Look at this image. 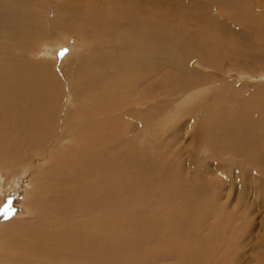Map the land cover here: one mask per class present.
<instances>
[{
    "label": "rangeland",
    "instance_id": "1",
    "mask_svg": "<svg viewBox=\"0 0 264 264\" xmlns=\"http://www.w3.org/2000/svg\"><path fill=\"white\" fill-rule=\"evenodd\" d=\"M114 2L122 7L127 3L139 5L138 0ZM142 2L149 14L146 25L150 28H158L162 21L152 18L154 9L168 12L174 8L175 15L183 16L182 20L178 17V22L170 18H167L169 22L164 21L166 27H175L174 31L168 28L164 33V38L172 41L168 43L169 52L164 43L168 60L162 58L165 56L162 52L154 53L153 50L152 54H146L151 57L150 64L144 69L139 66L145 72L141 78L146 80L135 84V92H139L137 96L148 94L150 102L142 98L139 103H131L129 98L136 93L128 92L129 67L123 60L126 58L122 55L124 46L115 50L109 45L97 47L93 36L98 30L93 25L87 32L81 26V38L65 36L61 40V36L55 37L52 33L49 38L54 39L53 42L39 46L44 56L41 54L38 58L58 59V67L64 74L66 69L76 71L75 57L82 54L83 58L84 76L77 87L84 91L86 121L76 126L74 135L63 138L61 144L64 146L60 144V148L64 149L59 154L70 163L66 167L60 163L61 169L57 165L54 170L63 181L67 179L63 187L69 192L64 200L76 190V220L72 216V219L62 216L61 221L67 219L78 224L76 231L81 234L85 223L92 219L94 264H189L182 259L186 255H205L204 264H257L264 254V178L259 177L262 169L259 159L251 153L257 140L254 137L256 129L239 125L238 119L245 109L252 110V103L263 110L259 115L262 123L264 121V0H229L219 11L213 8L218 9L220 4L212 5L209 1L204 2L206 5L190 0ZM203 5L208 8L212 5L210 10L213 11L205 12ZM96 6L100 8V4ZM108 13L115 18L117 12L113 8ZM210 13L217 15L222 30L208 31L204 48L212 44L224 49L218 47L214 53L199 54L203 58L191 56L186 62L183 60L186 52L180 48L179 41L191 38L193 45L189 49H197V42L204 33L200 31L198 35L192 27L188 30L185 26H196V15L209 17ZM229 19L232 24L227 21ZM202 20L211 19L203 17ZM108 30L105 26L100 33ZM125 36L99 37L102 42L115 46L116 38L124 44L121 38ZM176 39L178 46L174 44ZM250 44H254V49L247 47H251ZM43 50L50 53L47 51V55ZM209 55L213 60L205 61ZM110 57H121V72L112 69ZM92 62L96 66L91 65ZM105 64L110 68L98 67ZM64 74L58 77L62 80ZM116 74L124 85L113 79ZM109 77L112 80L108 83ZM70 83L68 80L67 84ZM124 99L130 101V108L126 116L125 111L119 114L121 131L107 133L105 124L113 120V114L101 111L107 106L121 107ZM150 108L152 112L147 111ZM91 112L100 116L90 118L87 114ZM256 114L253 109L252 116ZM239 135L244 140L237 141ZM235 142L238 145L232 146ZM262 147L264 151V142ZM33 165L37 166L36 162ZM0 166V224L30 219L27 200L32 183H40L46 192L59 184L46 179L51 176L52 165L45 167L42 178L38 174L31 175L28 165L19 160L2 158ZM63 192L56 197L62 199ZM49 197L52 199V195ZM55 200H50L49 204H54ZM100 217L105 222L98 223ZM170 219L176 225H169ZM99 232L109 236L117 234L128 242V248L121 244L115 249L112 239L105 247L97 240ZM167 243L172 247L168 254L163 251ZM208 245L215 248L214 251L201 253L200 250ZM81 246L76 239V263L72 264L90 258ZM187 248L193 251L185 253ZM124 257L126 261L122 260Z\"/></svg>",
    "mask_w": 264,
    "mask_h": 264
},
{
    "label": "bare ground",
    "instance_id": "2",
    "mask_svg": "<svg viewBox=\"0 0 264 264\" xmlns=\"http://www.w3.org/2000/svg\"><path fill=\"white\" fill-rule=\"evenodd\" d=\"M88 1L90 2L85 3L83 0H0V159L11 158L12 160H19L22 162V164L26 163L30 169V172H32L31 175L38 174L40 178H42L45 167L47 165H52L54 166L52 169L53 172L50 170L51 176H48L46 179H51L50 181L52 183H55L56 181L59 182V184L54 187L51 185L53 188H49L47 192L43 191V186H40V183H32V189L28 193L27 200L30 211V219L23 221L9 220L0 224V264L76 263V239H78L82 245L81 250L88 253L90 257L87 261L79 264H94L92 219L90 218L85 223V229L81 234L77 233L76 231V226L78 224L75 225V223H72L73 221H68L67 219L63 220V222L61 221L64 219L61 218L62 216L70 219L74 217L76 220V190H74L71 195L68 194V200H64L67 193L69 192V190L65 191V188L63 187V184H65L67 179L63 181L62 177H60L61 175H57L58 173L55 174L54 171L55 166L57 167L58 165L60 168V163H62L65 167L70 163V161H68V163L67 161H64V158L59 154L60 150L64 149L60 148L63 138L74 135L76 126H79L86 121L85 97L83 96L84 91L83 89L77 87V85L81 82V77L84 76L82 54L77 59L75 57L76 65L74 66L76 71L68 72L66 69L64 74V72H62L64 70L58 67V59L52 60L50 56H48L49 59L47 57V59L38 58V55L43 54L39 46H43L46 44V42L47 44L52 43L54 39L51 40L49 38L51 36L50 34L52 33L54 36H61V40L62 37L65 36H70V39L76 36L81 38V26L87 32L90 25H93L94 28L98 30V32L93 36L94 39H96L97 47L102 45L101 47L106 48L109 45L115 50L124 46L122 55L126 58H123V60L129 67L127 68L130 86L128 87V92H133V94L136 93L135 97L129 98L131 99V103H139V101H142V98L144 102L147 100H149L147 102H150L151 98L148 94L144 93V95L141 94V96H137L139 92H135V84L143 79L141 76L145 74V72L141 70L140 67L144 69L146 65L150 64L151 57L148 58L146 54H152L153 50L154 53L158 52L161 54L162 52L165 55L164 43L167 45L168 52L171 51L170 47L168 46L170 39L167 40L164 38V33H167V29L169 28L166 27L167 23L165 22H169L167 18L173 20L175 19V21L178 22V17L181 20L183 17L180 14H178V16L175 15L177 10L174 8L168 12L162 11L161 8H158V10L154 9V11L151 12L154 15H151L152 18L162 21L161 25L157 24L158 28L153 29L148 27V24L146 25L149 14L142 7L143 0H138L139 5H130L127 3L125 7H122L123 5L120 6L116 4L114 0ZM130 1L133 2L136 0ZM153 1L156 2V0ZM190 1L203 3L204 5H206L205 3L208 1L209 3L212 2V5H216L218 3V5L220 4L219 8L217 9L216 6L213 8L218 11L223 5L229 4V0H205L207 1H204L205 3L200 0ZM232 1L230 0V2ZM96 3L100 4V8L96 6ZM204 5L203 10L205 12L213 11L210 10L212 5L210 8L204 7ZM110 6L114 8L115 12H117L114 15L115 18H112V14L108 13V10H113V8ZM107 8L108 10H105ZM102 15H105L104 18L101 17ZM203 17L209 18L211 20L204 21L202 20ZM216 17L217 15L214 13L213 15L210 13L209 17L198 14L196 17H194L196 20L195 23L198 21L196 26H185L188 30L192 27V29L196 30L198 35L199 32L202 31L204 35L202 36L203 38L197 42L195 47L197 49H189L190 45L192 44L191 38L190 40L183 38L179 41L178 44L180 48L186 52V55L184 54L186 57L183 60H186L187 62V59H189L191 56H198L200 58L204 56L203 52L207 55L209 54L208 51L214 53L215 50H218V47L221 48V50L224 49V47H220L218 45L214 47L212 44L209 47H213L211 50L206 48V46L204 48V45H206L205 38L209 37L208 31L222 30V25L219 24L221 21L218 23L219 20ZM230 20L232 19L227 21L231 23L232 21ZM239 22H241V20ZM105 26L106 28H109L107 33H100V29L104 28ZM177 28L179 27L177 26ZM174 29L175 27L172 25L171 28H169V30L172 31H174ZM152 34H154V36ZM101 35L106 39L109 36H126L121 38L124 40V44H122L117 37L114 46L111 42H108V44H106L107 41L102 42V37H99ZM155 38L158 41L155 40ZM174 44L178 46L177 39L175 40ZM247 47H249V49H254V44L253 46L251 45V47L247 45ZM44 49H46V47ZM45 51L47 55L50 53L48 50ZM201 53L202 56L199 55ZM180 54L181 53H179L178 58L181 57ZM162 58H164L166 61L168 60L166 55L162 56ZM110 59L113 62L112 69L121 72V69H119L122 66L121 57H110ZM207 59L212 61V55L205 57V61H208ZM181 64L182 63H180V65ZM91 65H95V63L92 62ZM98 67L100 69H108L109 65L105 64L102 67ZM56 69L58 70L54 72ZM61 74H64L65 76L62 80L58 77ZM119 77L120 75L116 74V77L113 79H117L119 82ZM66 79L71 83L67 84ZM108 79L109 83L112 80V77H109ZM143 80L145 81L146 79ZM120 84L124 85V82ZM66 85H68V87H65ZM137 97L140 99H136ZM249 100L250 99H248V101ZM122 102L124 104H122L121 107H117L116 105L109 107L107 106L101 111L102 114H113V120L105 124L107 133H114L117 131L116 129L121 131V125L118 124V121L122 118L119 116V114L125 111L124 116H126V111L128 108H130L128 104L129 102H127L126 99H124ZM250 107H252V110L249 109L251 111H247V109H245V113H241L239 116L240 119L238 120L240 122L239 125L247 128L250 127L251 129L254 127L256 129L254 137H256L257 140L256 143H252L253 147L251 153L253 156H256L257 159H259L262 168L259 177L264 178V151L262 147L264 142V121L262 123V118L259 115V113L263 112V110L261 109L260 111V107H254L252 103L250 104ZM151 109L152 108L147 111H150ZM253 109L258 114L252 116ZM133 115H135V113ZM87 116L90 118H97L100 115L91 112L90 114H87ZM260 129L263 130L260 131ZM118 134L122 133L119 132ZM240 136L241 135L238 136L237 141L244 140ZM252 139L251 141H253ZM61 145L64 146V144ZM235 145H238V143L235 142V144H232V146ZM66 149H69V147ZM136 154L138 155V153ZM35 162L37 166L33 165ZM0 169L2 170L1 166ZM60 191H64L62 196H60L62 199L56 197ZM49 195H52V199H50V197L48 199ZM71 196L73 197L72 199L70 198ZM54 198L56 199L54 204H49V201L53 200ZM85 200H88L87 197ZM37 203L39 206H36ZM78 207H80V205ZM100 210L103 211V209ZM79 211L81 212L82 210ZM100 218L101 220L98 219V223L99 221L102 223L105 222L102 221V217ZM94 222L95 221H93V224ZM168 223L171 225L174 222L172 219H170L168 220ZM171 227L173 228L175 226L172 225ZM77 230H79V228ZM96 236L98 237V242L103 244L108 243V241L112 239L115 249H118L119 245L121 244L128 248V242L123 240L122 237L117 236V234L109 236L107 233L106 235H103V233L99 232V234ZM171 240H169V242ZM107 246L109 245L105 244V247ZM217 246L215 245L214 247ZM102 247H104V245ZM214 249L215 248H212L208 245L202 248L200 252L211 254L210 251H214ZM170 250H172V247L169 243H167L166 248L163 251L164 253L168 254L170 253ZM192 251L193 249L187 248L185 253H191ZM215 254L218 253L215 252ZM205 258V255L198 257L186 255L182 257L183 260H188L189 264H204L203 260ZM126 259L127 257H124L122 260L126 261ZM82 261L84 260L82 259ZM257 264H264V254L258 259Z\"/></svg>",
    "mask_w": 264,
    "mask_h": 264
}]
</instances>
